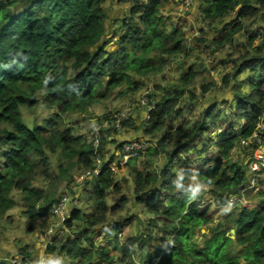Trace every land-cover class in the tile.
Here are the masks:
<instances>
[{
    "label": "trees",
    "instance_id": "16d2710c",
    "mask_svg": "<svg viewBox=\"0 0 264 264\" xmlns=\"http://www.w3.org/2000/svg\"><path fill=\"white\" fill-rule=\"evenodd\" d=\"M164 1L130 0L131 7L121 19V34L115 42L118 47L112 51L108 50V45L113 38L103 40L107 18L104 0L0 2V150L3 154L0 215L16 205L12 197L14 190L19 191L29 204L27 212L32 219L50 209L51 201L35 208L36 203L47 198L44 190L33 186V178L38 173L46 178L52 176L53 156L60 158L57 178L54 176L59 180L66 179L75 166L93 167L96 157L104 158L107 142L104 132H114V128L105 131L100 128L101 143L96 151L92 140L75 135L69 128H61V116L87 113L94 103L108 99L115 90L120 94L123 90H137L139 85L132 75L147 76L163 68L169 56L185 50L183 31L176 27L168 29L161 15ZM199 1L203 19L209 24L230 14L237 17L238 21L231 29L228 26L233 22L222 28L225 35L218 39L222 44L240 30L239 19H251L264 9V0ZM18 6H21L19 10H12ZM257 39V53L235 66L238 75L252 72L247 78V91L232 86L235 104L228 114L222 115L225 110H217V105L208 106L188 130L182 125L161 137L145 152L148 161L164 156V164L159 170H151L147 162H141L140 168L137 163L140 156L119 166L129 167L134 204L156 217L149 224L162 221L164 244H160L155 254L159 257L156 264H264V202L232 211L215 225L213 211L208 207L201 208L199 202L204 187L221 206L229 203L232 196L246 186L243 160L232 161L230 156L240 141L249 138L263 121L264 32ZM198 40L206 41L204 38ZM196 75L194 70H186L180 88L172 85V92L159 98L155 110L149 112V124L144 129L146 134L162 129L173 113L181 114L175 108L183 96L184 85L191 84ZM234 75L225 76L224 82L228 86ZM122 86H125L123 90H119ZM40 92L45 94L42 103L49 108L56 107L59 112L41 125L30 127L22 119L21 108L36 107ZM191 95L193 98V93ZM123 124L128 126L131 121ZM204 133H209L207 141L216 147L215 157H202L207 149L205 146L201 149L197 142L200 139L201 143ZM263 175L264 172L258 179L261 184H264ZM193 178L203 187L198 195L191 191ZM93 183L89 193L92 211L87 214L78 206L72 209L64 225L70 229L77 225L79 231L75 238L66 240L59 251L66 249V255L75 264H113L114 252L106 246L91 250L83 244L87 242L94 246L92 233L95 228L104 224L108 217L120 213L128 199L106 162ZM110 191L120 196L113 205L106 202ZM130 224L131 219H127L117 225L109 238L124 232ZM205 226L209 234L198 245L193 240L195 232ZM231 228L235 231L234 238L229 234ZM140 240L139 248L149 242ZM136 241L128 237L120 248L118 241H113L114 248L119 249L117 258L121 264H134L131 255ZM47 250L54 254L55 245H48ZM20 254L29 255L26 246ZM95 255L99 259L96 263L93 262Z\"/></svg>",
    "mask_w": 264,
    "mask_h": 264
},
{
    "label": "rangeland",
    "instance_id": "374dc122",
    "mask_svg": "<svg viewBox=\"0 0 264 264\" xmlns=\"http://www.w3.org/2000/svg\"><path fill=\"white\" fill-rule=\"evenodd\" d=\"M1 1L4 0H0V2ZM131 4L130 0L125 2H123V0H104L107 18L106 33L103 40L113 38V41L108 45V50L112 51L118 47L115 42L119 39L121 34V19L128 13ZM20 7L21 6L12 8V10L17 11ZM201 9L202 3L199 0H192L191 5L183 10H181L180 5L175 0H165L161 8V15L165 18L168 29L176 27L183 31L185 50L177 55L169 56L168 63L163 68H159L157 71L147 76L132 75L134 82L139 85L137 90H123L125 86H122L119 88V90H123L121 94L118 90H115L108 99L94 103L87 113L77 112L61 116L59 126L61 128H69L75 135H80L87 140H92L93 130H99V132H101L100 128L103 127V131H105L106 129L104 127H109L107 123L114 122L119 118L121 112L130 109L132 113L127 121H131V124L128 126L122 124L121 129L115 131V133H113V131L110 133L104 132L105 136L114 134L115 137L118 136L120 138L125 136L127 138L126 140L142 139L148 142H157L164 135L170 134L172 132L171 130L174 131V129L182 125L185 126L186 130L191 128L194 122L199 120L201 117L200 114H202L208 106L217 105V110L221 112L225 110L222 115H224V113L228 114L230 109L233 108L232 105L235 104V101L232 100L234 97V87L245 91L249 88L247 78H249L252 71H246L243 73L245 75L242 77L243 74H236L234 69L243 59L257 53V48L259 46L257 37L261 32H264V9H261L251 19H239L240 30L234 33L224 44L218 40L225 35L222 28L225 24L227 25L233 22L232 25L228 26V29H231L235 26V21H238L237 17L235 14H230L221 21L209 24L208 21L203 19ZM200 38H204L206 41L200 42L198 40ZM157 56H159V54H157ZM188 69L194 70L197 75L191 84L187 86L184 85L183 96L182 98L180 97L179 103L175 108L181 114L173 113L166 119L162 129L146 134L144 129L147 128L146 126L149 123L146 118L147 113L145 108L140 105L142 94L148 90L149 99L156 103L164 93L168 91L172 92V85H174V87L182 85V77ZM232 73L235 74V77H233L228 86V84L224 82V78L227 74ZM235 78L236 81H234ZM157 87L162 89H158ZM205 87H207L206 90H204ZM191 93H193V98ZM37 99L39 100V104H37L36 107L21 108L22 119L30 127L35 124L41 125L45 120L52 118L53 114L59 112L56 107L49 108L42 103L45 99L44 93H38ZM217 110L215 111L217 112ZM140 114H142L140 118L141 124L136 126L135 119ZM107 118H110V120ZM111 127L114 128V123ZM218 128L222 129V125L218 124ZM208 137L209 133H204L202 135V140L204 142L201 140L200 143V139L197 142L201 149H203L204 146L207 149L202 153L204 159L209 156H216V147L212 143L209 144L207 141ZM116 144L117 140H114L110 145H107L106 142V146H108H105L106 159L110 157L111 150L117 147ZM247 153V148L242 149L240 152L238 147L231 152L230 159L232 161L245 160ZM194 155L197 154L195 153ZM139 156L137 163L140 168H142L141 162H147L151 170H159L164 164V161H162L163 155L152 161H148L145 153ZM59 160L60 158L58 155L52 157L50 167L52 176L50 178H46L41 173H38L33 178V186L44 190L47 198L46 201L36 203L35 207L39 208L45 206L48 204L47 201L54 202L62 189L61 195L65 193L67 196L72 197L71 200H77L76 203L72 201L71 203L77 206L79 205V209L83 212L87 214L90 213L92 211V202L89 199V193L91 192L94 181H77L76 177H79L85 170V168L78 166H75L70 171V175L66 179H56ZM2 165L3 154L0 150V166ZM54 176H56V178ZM114 178L117 184L122 187V194L125 195L128 201L120 213L108 217L104 224L95 228L92 233V242H94V246H91L87 242H84L83 246L85 248H91V250L106 246L111 252H114L113 264H121L117 258L119 249L114 248L113 241L117 240L120 248L125 244L128 237H133L137 239L132 246L133 251L131 257L134 264H154L157 261V257L154 256L159 251L158 248L160 244H164V242H162V221L156 220L153 225H150L149 222L151 220L154 221L156 217L147 213L144 207L134 204V195L132 193L133 184L129 177L128 166L117 169L114 173ZM258 178L259 176L257 179ZM190 184L194 185L195 188L197 185L196 179H191ZM256 185L254 189L252 188V191L247 189V193L243 194V196H239V200L236 201V207L231 208L233 212H236V210H239L241 207L252 208L256 203L260 204L264 202V184L258 182ZM202 191L204 192L199 198L200 206L201 208L208 207L210 211H213V225H215L223 218V215L228 214V210L224 208V206L218 205L217 199L213 197L206 187H204ZM77 193L79 195L75 196ZM12 197L16 205L5 214L0 215V252L2 254V251H6L2 254L0 262L18 258L19 263L17 264H63V258L65 257H56V255L58 253L65 255L64 252L66 250L59 251L60 247L65 244L66 240L76 237L79 231L77 225L73 227V229H70L66 226L64 227L62 224H58L55 220L49 222L48 219H41L47 214L46 212H41V214L44 213L41 218L37 219L38 217H35L32 219L31 215L27 212L29 204L23 200V195H21L19 191L14 190L12 192ZM77 197H79V200ZM119 199V195L110 191L106 198V202L108 205H113ZM225 210L227 211L225 212ZM127 219H131L130 226L127 227L124 232L118 233L116 237L113 236L111 239L106 240L109 238V235H112L113 231L117 230V225L124 223ZM109 220L113 221L114 224ZM77 224L80 225V222ZM103 226H107L108 228L105 233H103ZM55 228L61 231L56 232ZM50 230L52 231L49 232ZM208 232V227H201L198 232H195L193 240H195L196 244L201 245L206 235L209 234ZM230 234L231 237H234L233 232H230ZM41 237L43 241H40ZM141 238L149 242L145 243V246L139 248ZM109 240H111V242H108ZM50 244L55 245V255L52 254V259L47 260V258L51 257V253L47 252L48 245ZM24 246H26L27 252L29 253L26 257L20 254ZM235 249L236 248L233 247V250ZM78 259L79 258H77V260ZM52 260L53 262H51ZM69 260V264H75L74 261L71 259ZM98 260L97 258L93 262L96 263ZM65 262L67 263V261ZM242 262L241 260V263Z\"/></svg>",
    "mask_w": 264,
    "mask_h": 264
},
{
    "label": "built area",
    "instance_id": "2783aa9c",
    "mask_svg": "<svg viewBox=\"0 0 264 264\" xmlns=\"http://www.w3.org/2000/svg\"><path fill=\"white\" fill-rule=\"evenodd\" d=\"M177 3L180 5L181 10L185 9L186 7H189L192 3V0H176ZM140 105L144 108H146L147 111L154 110L156 105L154 101H151L149 99V91L146 90L140 99ZM131 110L126 109L123 112L120 113L119 118L114 122V127L116 130L121 129L122 123L131 116ZM108 124V123H107ZM264 129V125L259 126V131H262ZM256 143L257 147L253 150V152L250 154L246 161V165L249 171V179H250V186L253 187L255 184V176L257 173L264 171V150L262 149L263 145V137L260 132H254L252 137L247 140L241 141V144L246 146L249 143ZM151 146V143L147 140H132L128 142H124L119 150V155L121 157L120 163H126L129 159L139 156L141 153L145 152L149 147ZM93 147L97 149L99 147V133L98 131H95L93 135ZM97 164H101V160H96ZM111 169L113 171H116L117 164L112 163L110 165ZM100 172V167H95L93 169L86 170L83 174H81L79 177H76L77 181H84L87 179H91L96 177ZM70 198L67 195L62 196L49 210V214H51L54 217L58 218V224L64 225L67 216L65 212V206L69 202ZM226 208V207H224ZM65 227V226H64ZM19 259L18 258H12L8 261L9 264H17Z\"/></svg>",
    "mask_w": 264,
    "mask_h": 264
},
{
    "label": "clouds",
    "instance_id": "9594fccd",
    "mask_svg": "<svg viewBox=\"0 0 264 264\" xmlns=\"http://www.w3.org/2000/svg\"><path fill=\"white\" fill-rule=\"evenodd\" d=\"M176 1V0H175ZM177 2V1H176ZM150 97V96H149ZM153 101V100H152ZM155 105H156V103H155ZM156 108V107H155ZM155 110V109H154ZM145 111H146V113H147V116H146V118H147V120H149V112L150 111H147L146 110V108H145ZM152 111V110H151ZM116 121V120H115ZM114 121V122H115ZM127 121V120H126ZM114 122H112V123H108L109 124V127H104L105 129H108V128H110L111 127V125L114 123ZM125 122V121H124ZM123 122V123H124ZM122 123V124H123ZM264 125V113H263V121L259 124V126L260 125ZM259 126L257 127V129H256V131H254V132H260L261 133V135H262V137H263V145H262V149L264 150V129L262 130V131H259ZM95 131H98V133H99V147H100V143H101V134H100V132H99V130H93V132H92V146H93V135H94V133H95ZM115 131H119V130H116L115 129V127H114V132L113 133H115ZM253 132V133H254ZM114 135V134H113ZM253 135V134H252ZM252 135L249 137V138H247V139H250L251 137H252ZM107 137V136H106ZM247 139H243V140H247ZM134 140H142V139H134ZM243 140H241V141H243ZM128 141H132V140H126V141H124V142H128ZM241 141H240V144L235 148V149H237L238 147H239V151L241 152L242 151V149H245V148H247L248 149V152L249 153H247L246 154V157H245V160H243V162H244V165L246 166V176H247V183H246V186L238 193V194H235L234 196H232V198H231V200H230V202L229 203H227V204H223L222 206H224V207H226L227 209L229 208V206L231 205V208L233 207V208H235L236 207V201H238L239 200V196H243V194H245V193H247V191L248 190H253L257 185V183H258V179H257V177L261 174V173H263L264 171H262V172H259V173H257L256 174V176H255V184H254V186L253 187H249L250 186V179H249V171H248V168H247V165H246V161H247V159H248V157L250 156V154L253 152V150L257 147V144L256 143H254V142H252V143H249L248 145H246V146H244V145H242L241 144ZM124 142H122L120 145H118L119 147H118V152H119V150H120V147H121V145L124 143ZM151 143V146L150 147H152V146H155V144H156V142H150ZM98 147V148H99ZM149 147V148H150ZM94 148V147H93ZM98 148L97 149H95L96 151L98 150ZM148 148V149H149ZM147 149V150H148ZM235 149H233V150H235ZM146 150V151H147ZM232 150V151H233ZM145 151V152H146ZM231 151V152H232ZM145 152H143V153H145ZM142 154V153H141ZM140 154V155H141ZM119 157H120V155H119ZM97 159H100L101 160V164H97V162H96V160ZM120 160H121V158H120ZM120 160L116 163L115 161H113L112 159H111V157H109V158H105V156H104V158L103 157H96L95 159H94V164H93V167H89V168H85V170L82 172V174L86 171V170H88V169H93V168H95V167H100V171H101V169H102V166H103V164L106 162V163H108V168H110L111 169V167H110V165L114 162V163H116L117 164V169H118V167L119 166H121V163H120ZM130 160V159H129ZM125 163H123L122 165H124ZM116 169V170H117ZM111 171L112 172H114L115 173V171H113L112 169H111ZM99 174H100V172H99ZM98 174V175H99ZM98 175L96 176V177H94V178H91V179H87V180H84L85 182H88V181H91V182H93L97 177H98ZM84 181H81V182H84ZM201 188H203V187H201ZM253 188V189H252ZM248 189V190H247ZM200 190V189H199ZM202 190V189H201ZM200 190V191H201ZM200 191H198V193L200 192ZM197 193V194H198ZM196 194V195H197ZM64 195H67V194H62V195H60L59 197H58V199H57V201L62 197V196H64ZM70 198V200H69V202H73V203H76L77 202V200H75V199H73V200H71V198L72 197H69ZM56 200H55V202H53V204H52V206L57 202ZM68 202V203H69ZM75 206H77L76 204H74ZM52 206L50 207V209L52 208ZM36 208V207H35ZM241 208H244V207H241ZM36 209H38V208H36ZM49 209V210H50ZM240 209V208H239ZM49 210L46 212V213H48L49 212ZM236 210V209H235ZM45 213V212H44ZM44 213H40V215L39 216H41V215H43ZM66 216H67V218H68V215L66 214ZM225 215H223V217H224ZM67 220V219H66ZM65 224V223H64ZM65 226V225H64ZM232 230H234V229H230V231L232 232ZM230 231H229V234H230ZM233 233H235V231L233 232ZM231 235V234H230ZM234 238V237H233ZM10 260V259H9ZM9 260H5V262H4V264H9L8 263V261ZM159 260V257L157 258V261Z\"/></svg>",
    "mask_w": 264,
    "mask_h": 264
},
{
    "label": "crops",
    "instance_id": "0c3cea01",
    "mask_svg": "<svg viewBox=\"0 0 264 264\" xmlns=\"http://www.w3.org/2000/svg\"><path fill=\"white\" fill-rule=\"evenodd\" d=\"M140 116V117H139ZM136 119H135V125L136 126H138V125H140L141 124V116H142V114H140ZM133 126H134V124H133ZM107 139V145H110L112 142H114V140H117V147L115 148V149H112L111 150V155H110V157H111V159L113 160V161H115L116 163L120 160V158H119V152H118V145H120L122 142H124V141H126V137L124 136V137H122V138H120V137H115L114 135H108L107 137H106ZM106 147H108V146H106ZM119 158V159H118ZM162 161H164V157H163V160ZM121 166H124V165H122L121 164ZM121 168H123V167H121ZM121 168H119L118 167V169H121ZM196 182H197V180H196ZM199 189H201V186L200 185H198V183H197V185L195 186V188L193 189H191V191L192 192H194L195 193V195L198 193L197 191L199 190ZM61 193H62V189H61V191L59 192V196L61 195ZM79 194L77 193L75 196H78ZM58 196V197H59ZM58 199V198H57ZM57 199H56V201H57ZM77 199L79 200V197H77ZM79 203V202H78ZM78 207H79V205H78ZM75 208V205L74 204H72L71 202H69V203H67V205L65 206V212H66V214L69 216V214L71 213V211H72V209H74ZM233 208V207H232ZM228 210V214H226L225 216H227V215H229L233 210H231V205L229 206V208L227 209ZM227 210H225V212L227 211ZM231 210V211H230ZM230 211V212H229ZM38 218L37 219H39V218H41L42 217V215L41 216H37ZM47 217V218H46ZM223 217V216H222ZM41 219H48V221L50 222L51 220H55L56 222H58V218L57 217H54V216H52L51 214H49V213H47L44 217H42ZM222 219V218H221ZM220 219V220H221ZM110 222H113V221H111V220H109ZM108 221V222H109ZM113 224H114V222H113ZM111 225V224H110ZM104 228V229H103ZM50 229V228H49ZM102 229H103V233H105V231H107L108 230V228H107V226L105 227V226H103L102 227ZM52 230H50L49 232H51ZM55 231L56 232H59V231H61V230H59L58 228H55ZM231 232V231H230ZM108 239H110V238H107L106 240H108ZM40 241H43V238L41 237V239H40ZM8 247V246H7ZM64 250H66V249H64ZM6 251H2V254L3 253H5ZM65 253V252H64ZM2 254H1V252H0V259L2 258ZM50 255V254H49ZM51 257H49V258H47V260H50V259H52V257H53V255L51 254L50 255ZM60 256H64L65 258H63V264H69L70 263V258L66 255V253H65V255H62L61 253H58L57 255H56V257H60ZM153 256H154V254H153ZM154 257H157L158 258V256L157 255H155ZM69 258V259H68ZM98 257L95 255L94 257H93V261H95L96 259H97ZM53 260H54V258H53ZM53 260L51 261V262H53ZM5 261V260H4ZM55 261V260H54ZM65 261H67V263L65 262ZM157 262V261H156ZM156 262L154 263V264H156Z\"/></svg>",
    "mask_w": 264,
    "mask_h": 264
},
{
    "label": "water",
    "instance_id": "95a60500",
    "mask_svg": "<svg viewBox=\"0 0 264 264\" xmlns=\"http://www.w3.org/2000/svg\"><path fill=\"white\" fill-rule=\"evenodd\" d=\"M232 232H234V230H232Z\"/></svg>",
    "mask_w": 264,
    "mask_h": 264
}]
</instances>
